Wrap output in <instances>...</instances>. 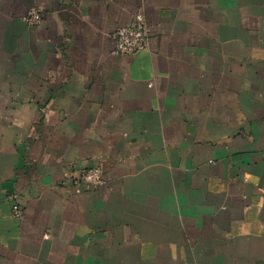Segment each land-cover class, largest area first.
Listing matches in <instances>:
<instances>
[{"label": "crops", "instance_id": "0c3cea01", "mask_svg": "<svg viewBox=\"0 0 264 264\" xmlns=\"http://www.w3.org/2000/svg\"><path fill=\"white\" fill-rule=\"evenodd\" d=\"M0 264H264V0H0Z\"/></svg>", "mask_w": 264, "mask_h": 264}, {"label": "built area", "instance_id": "2783aa9c", "mask_svg": "<svg viewBox=\"0 0 264 264\" xmlns=\"http://www.w3.org/2000/svg\"><path fill=\"white\" fill-rule=\"evenodd\" d=\"M30 23H36L39 20V14L35 10L29 11L24 17ZM150 34V26L143 13H137L134 21L128 24L120 25L114 32L115 45L114 52L117 54H135L140 49L146 47ZM83 177L94 184L104 182L103 171L99 167L88 168ZM16 214L21 213L19 205L14 207Z\"/></svg>", "mask_w": 264, "mask_h": 264}]
</instances>
